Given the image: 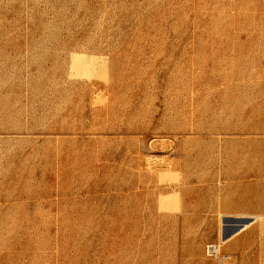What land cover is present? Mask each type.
<instances>
[{"label": "rangeland", "instance_id": "rangeland-1", "mask_svg": "<svg viewBox=\"0 0 264 264\" xmlns=\"http://www.w3.org/2000/svg\"><path fill=\"white\" fill-rule=\"evenodd\" d=\"M263 214L264 0H0V264H264Z\"/></svg>", "mask_w": 264, "mask_h": 264}, {"label": "bare ground", "instance_id": "bare-ground-1", "mask_svg": "<svg viewBox=\"0 0 264 264\" xmlns=\"http://www.w3.org/2000/svg\"><path fill=\"white\" fill-rule=\"evenodd\" d=\"M256 210V209H255ZM240 215V214H239ZM239 215H238V217H239ZM242 215V214H241ZM246 215V214H245ZM242 216L241 218H247V219H256V218H258V217H260L259 215H246V216ZM264 215V214H263ZM262 215V216H263ZM254 221V220H253ZM249 226V223L247 222V223H243V224H241V225H239V227L238 228H236V229H234L229 235H227V236H225L223 239H222V242L223 243H225V242H227L228 240H229V238L230 237H232V236H234V235H236V234H238V233H240L241 231H243L245 228H247ZM264 232V231H263ZM222 233V232H221ZM223 234V233H222ZM225 234H227V233H225ZM223 237V236H222Z\"/></svg>", "mask_w": 264, "mask_h": 264}, {"label": "built area", "instance_id": "built-area-1", "mask_svg": "<svg viewBox=\"0 0 264 264\" xmlns=\"http://www.w3.org/2000/svg\"><path fill=\"white\" fill-rule=\"evenodd\" d=\"M210 250L212 255L218 260L219 264H230L229 256L220 252L219 245H210Z\"/></svg>", "mask_w": 264, "mask_h": 264}]
</instances>
